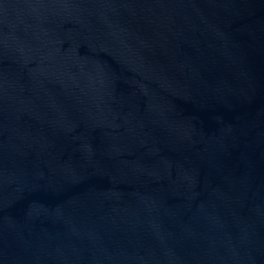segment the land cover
Instances as JSON below:
<instances>
[{
  "label": "water",
  "instance_id": "obj_1",
  "mask_svg": "<svg viewBox=\"0 0 264 264\" xmlns=\"http://www.w3.org/2000/svg\"><path fill=\"white\" fill-rule=\"evenodd\" d=\"M0 264H264V0H0Z\"/></svg>",
  "mask_w": 264,
  "mask_h": 264
}]
</instances>
